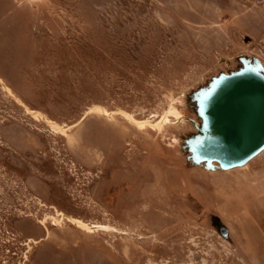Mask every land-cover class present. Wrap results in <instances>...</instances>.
Wrapping results in <instances>:
<instances>
[{
	"label": "rangeland",
	"instance_id": "rangeland-1",
	"mask_svg": "<svg viewBox=\"0 0 264 264\" xmlns=\"http://www.w3.org/2000/svg\"><path fill=\"white\" fill-rule=\"evenodd\" d=\"M246 63L264 0H0V264H264V150L187 143Z\"/></svg>",
	"mask_w": 264,
	"mask_h": 264
},
{
	"label": "water",
	"instance_id": "water-1",
	"mask_svg": "<svg viewBox=\"0 0 264 264\" xmlns=\"http://www.w3.org/2000/svg\"><path fill=\"white\" fill-rule=\"evenodd\" d=\"M196 103L202 121L187 141L193 162L231 169L264 150V71L259 65L246 63L214 77ZM219 228L227 235L224 225Z\"/></svg>",
	"mask_w": 264,
	"mask_h": 264
}]
</instances>
